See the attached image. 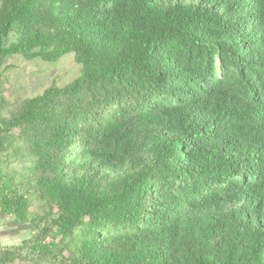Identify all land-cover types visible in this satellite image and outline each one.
Segmentation results:
<instances>
[{
  "label": "trees",
  "instance_id": "16d2710c",
  "mask_svg": "<svg viewBox=\"0 0 264 264\" xmlns=\"http://www.w3.org/2000/svg\"><path fill=\"white\" fill-rule=\"evenodd\" d=\"M0 217V264H264V0H0Z\"/></svg>",
  "mask_w": 264,
  "mask_h": 264
},
{
  "label": "rangeland",
  "instance_id": "374dc122",
  "mask_svg": "<svg viewBox=\"0 0 264 264\" xmlns=\"http://www.w3.org/2000/svg\"><path fill=\"white\" fill-rule=\"evenodd\" d=\"M6 67L2 89L12 104L22 98L42 93L52 83L60 87L64 86L77 75L78 70L71 56L54 65L39 61L25 62L21 58L14 57L7 61ZM31 233L30 226L18 225L0 217L1 246H19Z\"/></svg>",
  "mask_w": 264,
  "mask_h": 264
}]
</instances>
